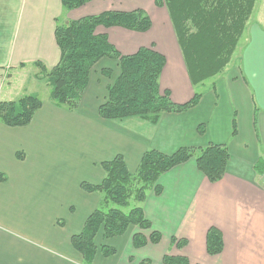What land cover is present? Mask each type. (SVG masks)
<instances>
[{"label": "crops", "instance_id": "crops-1", "mask_svg": "<svg viewBox=\"0 0 264 264\" xmlns=\"http://www.w3.org/2000/svg\"><path fill=\"white\" fill-rule=\"evenodd\" d=\"M134 11L149 17L147 32L113 27L97 33L122 55L140 48L162 54L166 64L160 88L175 104L190 101L196 86L188 79L168 13L156 0H90L71 11L61 0H0V102L32 96L26 89H12V73L31 68L35 75L41 71L38 65L50 70L59 63L56 26L104 12ZM249 23L232 67L215 77L197 105L163 114L154 126L136 118L99 117L108 85L100 70L116 65L109 59L94 66L75 111L56 107L49 98L27 126L0 122V264H82L70 239L99 204V195L84 191L82 184L102 182L101 163L121 155L134 173L148 150L170 155L208 145L228 150L222 180L210 183L193 159L166 172L158 180L161 194L149 191L142 204L160 242L135 249L133 236L149 234L136 227L110 239L98 236L92 264H163L168 255L184 257L188 264H264V182L254 169L259 161L264 165V29ZM169 77L177 83L176 96ZM199 125L205 126L201 134ZM211 227L223 241L215 256L206 252ZM172 238L186 246H172ZM102 246L114 254L103 256Z\"/></svg>", "mask_w": 264, "mask_h": 264}, {"label": "trees", "instance_id": "trees-1", "mask_svg": "<svg viewBox=\"0 0 264 264\" xmlns=\"http://www.w3.org/2000/svg\"><path fill=\"white\" fill-rule=\"evenodd\" d=\"M90 0H61L66 11L78 9ZM256 0H156L157 7L168 13L190 84L195 87L216 77L230 63L236 47L243 37ZM119 27L145 33L151 27L143 11L130 13L104 12L78 21L56 26L55 41L60 51L59 63L46 70L45 81L50 87V100L59 108L75 111L86 89L94 66L102 59L116 63L117 75L106 87V96L98 108L105 121L140 118L157 124L163 114L182 113L195 107L201 98L194 93L184 104H175L168 90H161L160 76L166 64L165 57L149 48H140L132 55H122L110 44L98 28ZM110 74V69H103ZM42 102L35 96H25L16 102H0V122L8 127H24L31 123ZM202 133V132H201ZM194 160L200 173L212 184L225 175L229 159L225 145L204 148H179L170 155L154 150L146 151L134 173L128 171L121 155L101 163L104 178L99 185L82 184V189L100 197L97 208L86 219L82 231L73 235L70 243L80 255L82 264H92L97 251L96 238L110 239L121 236L129 227L151 231V223L142 209L147 192L161 194L159 178L171 169ZM254 169L264 174L263 161ZM103 199V201H102ZM130 205L132 206L131 208ZM160 234L152 231L151 244H158ZM143 233L133 236V247L147 245ZM182 241L181 246H185ZM180 246V247H181ZM222 235L216 228L206 234V252L210 256L222 252ZM103 256L114 250L101 247ZM163 264H188L184 257L164 256Z\"/></svg>", "mask_w": 264, "mask_h": 264}, {"label": "rangeland", "instance_id": "rangeland-1", "mask_svg": "<svg viewBox=\"0 0 264 264\" xmlns=\"http://www.w3.org/2000/svg\"><path fill=\"white\" fill-rule=\"evenodd\" d=\"M74 10H76V9H74ZM75 21H78V20H75ZM70 22H72V21H70ZM249 22H250L249 24H251V25H260L264 29V0H256L255 6H254V9H253V12H252V15L250 17ZM63 25H65V24H62V23L60 24V26H63ZM150 33L151 32H149V34L146 37V39H149L151 37V34ZM243 39H244V33H243V37L240 39V41H239V43H238V45L236 47V50H235L233 56L231 57L230 63L228 64V65L231 64L230 67H232V63L235 62L236 57H237V54H239V52H240V50H241V48L243 46ZM101 66H103V64H101L99 67H101ZM96 71H99L98 68L96 69ZM100 71H101V75H103V78L102 79L105 78L104 80L107 81V83H108L107 87L109 85H111L113 79L115 78V76L118 73V71L116 69V65H115V67L114 66L112 67L110 74H107V73L102 72L103 69H101ZM112 71H114V72H112ZM34 73L35 72L31 68H27L26 71H22L21 74H14V73H12L11 76H10L11 77V80H9V82H11V85L13 87L12 89H14L16 91V93H20L23 89H26L27 92H30L29 94H31L32 96H35L37 99H39L42 102V101H45V100L49 99V97H50V87L48 86L47 82L45 81V75H44L45 72L36 71V74L35 75H34ZM221 73L222 72H220V74ZM35 76H36V78H34ZM172 77H169L168 79L171 80L170 85L172 86V92L176 96L177 93H178L177 83L175 82V79H172ZM214 79H215V77L214 78H211L209 80H206L204 83L196 86L195 87L196 93L202 95V94L208 92V90L215 83L214 82ZM173 114H176V113H173ZM133 118H136V117H133ZM128 119H132V118H127V119H124V120H121V121H127ZM136 119H139V121L142 120L140 118H136ZM142 122H144V124H146V125H152V126L156 125V124H151V123H149V122H147L145 120H142ZM204 127L205 126H203V125H199L198 126V133L201 134V132L204 131ZM185 148L197 149V148H194V147H185ZM74 172H76V171H74ZM81 176H83V174H81ZM261 176H262L261 177L262 182H264V174H262ZM85 184H87V183H85ZM102 201H103V199H102ZM131 207L132 206L130 205L129 208H131ZM146 232L149 233V234H147V235L144 236L146 238L147 242H148L147 245L148 244L149 245H153L149 241V236H150V233L152 232V230L151 231L149 230V231H146ZM144 234L145 233H143V235ZM160 240H161V238H160ZM182 241L183 240H176V239H173L172 238L170 242H171V245L172 246L177 247L178 249H181V248L184 247V246L183 247L181 246ZM176 257H180V256H176Z\"/></svg>", "mask_w": 264, "mask_h": 264}]
</instances>
